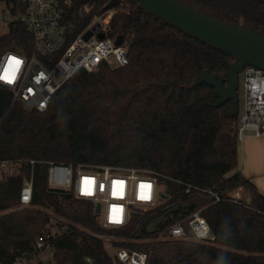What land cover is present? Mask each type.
Wrapping results in <instances>:
<instances>
[{"label": "trees", "instance_id": "obj_1", "mask_svg": "<svg viewBox=\"0 0 264 264\" xmlns=\"http://www.w3.org/2000/svg\"><path fill=\"white\" fill-rule=\"evenodd\" d=\"M109 1L76 3L93 6V14ZM119 1L109 35L124 37L128 65L78 72L44 112L26 108L0 86V161L20 162L18 175L0 181V264L35 259L40 254L35 239L55 228L60 230L54 254L39 264H118L105 237L115 238V249L148 253L149 264H216L222 254L228 264H264V195L239 170L240 114L234 115L233 99L221 103L214 87L198 82L209 73L226 84L234 59L142 10L134 0ZM182 1L264 34L261 0ZM2 4L13 17L25 11L24 0ZM8 50L33 51L32 35L19 23L0 33V56ZM51 162L143 168L158 177L168 198L126 227L106 228L93 202L48 185ZM31 175L32 202L21 207V190ZM239 189L243 196L234 199ZM210 191L220 196L218 202ZM190 205L206 218L215 241H157L181 220L175 209ZM159 218L158 231L150 233L149 225Z\"/></svg>", "mask_w": 264, "mask_h": 264}, {"label": "built area", "instance_id": "obj_2", "mask_svg": "<svg viewBox=\"0 0 264 264\" xmlns=\"http://www.w3.org/2000/svg\"><path fill=\"white\" fill-rule=\"evenodd\" d=\"M24 3L23 14L13 17L5 12L2 20L8 22L9 27L16 22L26 28L33 38V51L20 54L8 50L1 54L0 77L3 78H0V86H6L14 99L26 108L46 111L54 94L80 71L95 73L103 66L116 69L129 64L127 42L123 40L117 46L118 38L109 35L115 7L92 14L93 6L77 4L76 0H24ZM241 74L244 107L239 112V142L247 132L257 137L264 135V70L245 66ZM31 164L34 165L35 161ZM19 173L20 162L0 161V181ZM47 181L51 188L71 192L76 199L91 201L96 206L99 204L100 213L95 214L106 228L128 226L133 218L156 208L160 204L159 199H163L158 177L137 167H75L51 162L47 168ZM241 191L237 190L232 197L239 199ZM186 192L189 193L190 188ZM209 194L216 202L220 200L218 194L211 191ZM32 196L31 175L21 190V207H29ZM176 209L180 211L181 220L165 234L159 235L157 241L188 238L199 242L215 241V235L201 211L190 210L189 206ZM56 238L55 230L39 235L34 248L40 253L48 250L52 257ZM114 256L118 264H149V254L145 252L121 248L115 250ZM35 259L21 257L15 263L34 264Z\"/></svg>", "mask_w": 264, "mask_h": 264}, {"label": "water", "instance_id": "obj_3", "mask_svg": "<svg viewBox=\"0 0 264 264\" xmlns=\"http://www.w3.org/2000/svg\"><path fill=\"white\" fill-rule=\"evenodd\" d=\"M134 1L142 10L234 59L228 69L226 84L219 80L216 75L209 73L202 75L198 82L207 83L214 87L221 103L233 99L234 115H239L240 74L245 66H253L264 70V34L202 13L189 7L182 0ZM118 4L119 0H111L106 4L104 10L112 9ZM123 40L124 37L119 36L116 45H121ZM1 87L7 89L6 86ZM162 198L167 199L168 196L162 194ZM192 208L193 205H190L189 209ZM100 210L101 207L98 204L95 213L99 214ZM136 216L139 215L136 214ZM162 221L163 219L159 218L152 222L148 227L149 232L156 233Z\"/></svg>", "mask_w": 264, "mask_h": 264}, {"label": "rangeland", "instance_id": "obj_4", "mask_svg": "<svg viewBox=\"0 0 264 264\" xmlns=\"http://www.w3.org/2000/svg\"><path fill=\"white\" fill-rule=\"evenodd\" d=\"M7 12L10 13L4 4L0 6V33L6 34L9 32V23L2 20V15ZM10 20V19H8ZM101 37V35H100ZM243 76L240 75V88H239V105L240 111H243L244 96H243ZM243 141L239 142V170L244 172L248 178L258 188V191L264 195V136L260 138H253L252 133L247 132ZM160 192H164V187L159 186ZM243 196V191L241 192ZM159 203H162V199H159ZM96 205L94 204V207ZM102 219V217L100 218ZM59 232V228L54 229ZM105 237V236H104ZM105 246L108 252L112 255L115 253V248L112 246V242L115 240L113 237H105ZM51 259L50 251L46 250L38 255L34 264L38 262L47 263ZM16 264V263H15Z\"/></svg>", "mask_w": 264, "mask_h": 264}, {"label": "clouds", "instance_id": "obj_5", "mask_svg": "<svg viewBox=\"0 0 264 264\" xmlns=\"http://www.w3.org/2000/svg\"><path fill=\"white\" fill-rule=\"evenodd\" d=\"M216 264H228V260L225 255H220L217 257Z\"/></svg>", "mask_w": 264, "mask_h": 264}, {"label": "crops", "instance_id": "obj_6", "mask_svg": "<svg viewBox=\"0 0 264 264\" xmlns=\"http://www.w3.org/2000/svg\"><path fill=\"white\" fill-rule=\"evenodd\" d=\"M252 136H253V138H255V137H256V138H260V137H263L264 135H262V136H260V137H257V136H255V135L252 134ZM241 172H242V171H241ZM242 173L244 174V172H242ZM244 175H245V174H244ZM245 176H246V175H245ZM246 177L248 178V176H246Z\"/></svg>", "mask_w": 264, "mask_h": 264}, {"label": "flooded vegetation", "instance_id": "obj_7", "mask_svg": "<svg viewBox=\"0 0 264 264\" xmlns=\"http://www.w3.org/2000/svg\"><path fill=\"white\" fill-rule=\"evenodd\" d=\"M262 1V3H263V8H264V0H261Z\"/></svg>", "mask_w": 264, "mask_h": 264}, {"label": "snow or ice", "instance_id": "obj_8", "mask_svg": "<svg viewBox=\"0 0 264 264\" xmlns=\"http://www.w3.org/2000/svg\"><path fill=\"white\" fill-rule=\"evenodd\" d=\"M0 78H3V77H0ZM10 82V81H9Z\"/></svg>", "mask_w": 264, "mask_h": 264}]
</instances>
